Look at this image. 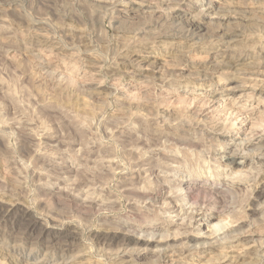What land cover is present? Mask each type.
<instances>
[{
    "label": "rangeland",
    "instance_id": "obj_1",
    "mask_svg": "<svg viewBox=\"0 0 264 264\" xmlns=\"http://www.w3.org/2000/svg\"><path fill=\"white\" fill-rule=\"evenodd\" d=\"M179 1L183 0H0V264H117L119 255L129 261L126 264H221L218 258L227 252L234 257L223 264H255V243L244 242L231 250L223 244L194 258L178 251L163 263L157 255L161 242L151 245V251L136 242L145 230L139 226L147 221L148 231L161 227L156 231L158 240L186 231L181 224L183 218L189 219L185 211L189 213L191 205L174 196L181 195L192 179L201 184L193 191L200 208L210 213L208 205H217L223 218L237 225L254 221L255 238L264 237V213L252 210L264 204V196L259 201L251 198L256 183L264 182V166L245 167L241 175L246 177H240L236 172L241 166L231 165L227 171L219 160L232 148L242 151L243 140L264 125V107L256 109L255 99L264 94L251 87L257 84L264 90V64L259 63L264 57L246 59L237 67L216 66L218 72L212 71L211 78L203 79L199 70L200 65L228 55L236 61L240 55L254 54L264 37V8L262 13L230 14L222 22L216 9L224 8L225 0H184L189 13L175 9ZM231 2L242 9L264 4V0ZM202 10L210 11L191 40L185 37L188 24ZM229 30L243 38L235 43L236 53H226L222 45ZM135 53L149 58L142 66H154L155 74L130 65ZM242 82L250 88L235 106L256 110L249 125L239 129L237 121L231 129L232 119L206 110L209 93L229 94V88ZM228 96L225 99L233 103V95ZM200 119L203 125L197 127L194 122ZM223 123L228 126L226 134L215 135ZM248 153L242 151L239 161L257 157L256 150L251 157ZM140 157L163 178L137 176ZM213 182L224 186L216 188ZM131 186L151 191L160 187L171 198L153 197L146 209L142 193L125 190ZM11 201L22 204L21 211L29 209L25 216L21 211L4 213ZM198 221L192 224L194 232ZM55 232L73 237L64 241ZM97 235L110 239L105 243ZM249 245L253 248L245 250Z\"/></svg>",
    "mask_w": 264,
    "mask_h": 264
},
{
    "label": "bare ground",
    "instance_id": "obj_2",
    "mask_svg": "<svg viewBox=\"0 0 264 264\" xmlns=\"http://www.w3.org/2000/svg\"><path fill=\"white\" fill-rule=\"evenodd\" d=\"M184 1V0H183ZM183 1H179L176 5H177V8H175L178 12L179 11H181V10H184V2ZM232 0H225V2H224V8H219V9H216V10H218L217 11V14H216V17L217 18H219V20L220 21H222V22H224V20L225 19H228L229 18V16H230V14H241V15H248V14H254V12H258V13H262L263 12V8L264 7H262L264 4H260V5H262V6H260L259 4L257 5V6H259V7H257V8H255V6H254V8L252 7V8H249V7H245V9L243 8H238V4H236V6L237 7H235V6H233V4H235L234 2H238V1H234V2H231ZM239 3V2H238ZM241 3V2H240ZM226 4V5H225ZM231 5V8H232V6L235 8H232L233 10H229V9H231L230 7H228V8H226V6H230ZM256 5V4H255ZM171 7H173V6H171ZM175 7V6H174ZM209 11L210 10H207V11H204V10H202V11H200V13L197 15V16H195V18L194 19H192L190 22H189V24H188V31H187V33L185 34L186 36L185 37H187V38H189V37H191L190 39L192 40V37H196V35H195V33L196 32H198L197 30H199V29H201V19L203 18V16H205L206 14H208L209 13ZM212 11H214V10H212ZM184 12H188L189 13V10H184ZM173 13H174V11H173ZM175 13H177L176 11H175ZM174 13V14H175ZM180 13V12H179ZM191 13V12H190ZM211 13V12H210ZM216 13V12H215ZM215 13H213V14H215ZM183 14H178V16L179 17H181ZM175 16H176V14H175ZM174 17V16H173ZM174 19V18H173ZM180 23H181V21H179ZM182 24V23H181ZM171 25V24H170ZM173 25V24H172ZM171 25V26H172ZM184 27V26H183ZM187 27V26H186ZM179 29V28H178ZM181 29V28H180ZM222 29V28H221ZM174 30V29H173ZM184 30V29H183ZM223 30V29H222ZM239 30V29H238ZM237 31V30H236ZM174 32V31H173ZM223 34V33H222ZM164 36V35H163ZM183 36V35H182ZM243 36V35H242ZM180 37H181V35H180ZM220 37V36H219ZM197 38V37H196ZM222 45H224V47H226V49H224L225 50V52L226 51H229L230 50V52L231 51H234L235 49H236V46H235V43H239L240 41H241V39H243V38H241L240 39V35H239V33L237 34L235 31L234 32H231L230 30L228 31V32H226L223 36H222ZM220 39V38H219ZM161 40V39H160ZM216 40V39H215ZM189 41V40H188ZM47 42V41H46ZM174 42V41H173ZM176 43V42H175ZM181 43H183V42H181ZM187 43V42H186ZM185 43V44H186ZM189 43V42H188ZM214 43V42H213ZM218 43V42H217ZM219 43L221 44V42L219 41ZM184 44V43H183ZM184 44V45H185ZM216 44V43H215ZM180 46V45H179ZM181 47V46H180ZM220 47V46H219ZM250 48V47H249ZM220 49V48H219ZM219 49H218V51H219ZM237 49H238V47H237ZM236 49V50H237ZM245 49V48H244ZM251 49V48H250ZM255 50L256 51H254L255 53L254 54H251L250 55V52H249V54L247 55V54H245V55H240V57L238 56V54H237V56L239 57L236 61L233 59V58H235V56L233 55V56H230V55H228L229 57H223V60L221 59L220 60V58H219V60H218V62H215V61H209V62H205L206 64H202V63H200V64H202V65H200L199 66V70L201 71V73H202V78L203 79H205V78H211L210 77V74H211V72L212 71H215L216 69V71L218 72V68H216V66H221V65H223V66H229V67H237V66H239V64L240 63H244L245 62V60L246 59H249V58H251V59H260L261 57H264V37L263 38H261V39H259V43H258V45L256 44V46H255ZM217 51V52H218ZM246 51H247V49H246ZM229 52V53H230ZM243 52V51H242ZM150 53V52H149ZM220 53V52H219ZM227 53V52H226ZM228 53V54H229ZM234 53H236L235 51H234ZM241 53V52H240ZM244 53V52H243ZM222 54V53H221ZM223 56H224V54H222ZM128 57V56H127ZM127 59V58H126ZM148 57H146L145 58V56L144 55H141L140 53L138 54H134L133 56L131 55V57H130V60H129V62H130V65L131 66H133L134 67V69L136 70V71H145V72H147V73H149V72H154V74H155V70H153L152 68L154 67V66H151V65H149L147 68H144L142 65L145 63V64H147L148 63ZM214 60V59H213ZM207 61V60H206ZM191 62V61H190ZM155 62H153V64H154ZM186 63V62H185ZM259 63L260 64H264V58H263V60H259ZM126 64V63H125ZM249 64H251V62L249 63ZM254 64H258V62L257 63H255L254 62ZM252 65H253V62H252ZM251 66V65H250ZM258 66V65H257ZM152 67V68H151ZM114 68V67H113ZM220 69V68H219ZM253 69H255L254 67H253ZM134 70V71H135ZM186 70V69H185ZM197 70V69H196ZM158 71V70H157ZM215 71V72H216ZM240 71V70H239ZM214 72V73H215ZM252 72V71H251ZM250 71H249V73H251ZM253 72H254V70H253ZM194 73H195V71H194ZM245 73V72H244ZM255 73H257V72H254L253 73V75L255 74ZM154 74H152V75H154ZM196 74V73H195ZM248 74V73H247ZM259 74V73H258ZM257 74V75H258ZM139 75V74H138ZM163 75V74H162ZM188 75V74H187ZM147 76V75H146ZM145 76V77H146ZM194 76V75H193ZM196 76H200V75H198V74H196ZM143 77V76H142ZM185 77H188V76H185ZM190 77H191V75H190ZM212 77H215V76H212ZM148 78V77H147ZM151 78V77H150ZM166 78V77H165ZM189 78V77H188ZM201 78V79H202ZM143 79V78H142ZM247 80V79H246ZM106 82V81H105ZM161 82H163V81H161ZM165 82V81H164ZM192 82V81H191ZM103 83V82H102ZM243 83V82H242ZM101 84V83H100ZM246 84V83H245ZM97 86V85H96ZM103 86V85H102ZM258 85L256 84L255 86H254V84H253V86L251 85V87H252V89H253V91L255 90V91H257V92H259V91H261L263 94H264V90L262 91L260 88H258L257 87ZM98 87H101V86H99L98 85ZM247 88H250V87H248L247 85H244V83H243V85H241V83L238 85L237 84V86H235V87H231V88H229L228 89V91L230 92L229 94H223V93H220V94H215V92L213 93H209V96L211 97L210 98V100L208 101L209 103H210V106L209 107H207V111L208 112H213V113H224V115H226L227 116V118L226 119H228V120H230V119H232V122H230L231 124V127H229V128H231V129H233L235 126H236V123H237V121H238V123H240V125H241V127L239 128V129H243V126H246V125H249V123H250V121H251V117H252V115H253V113H254V110H256L257 108H262V107H264V98H262V96H258L257 98H255L256 100H257V107H256V109H253V110H251L250 111V109H248V108H237L236 106H235V102H236V99L237 98H239V97H241L244 93H246V91H247ZM159 89V88H158ZM160 90V89H159ZM162 91V90H161ZM238 93H239V96H237L238 95ZM229 95V96H228ZM233 95V99L235 100L233 103H230V102H228V99H225L226 98V96H228V97H230V96H232ZM237 96V97H236ZM254 97H256L255 95H253ZM252 98V95L251 96H249V99H251ZM248 99V100H249ZM204 105H206V103L204 104ZM207 106H208V104H207ZM161 107V106H160ZM166 107V106H165ZM162 109H164L163 107H162ZM158 112H159V110H158ZM165 113V112H164ZM159 114V113H158ZM133 115H134V113H133ZM200 115V114H199ZM218 116V115H217ZM158 117V116H157ZM168 117H170V116H168ZM204 117V116H203ZM215 116H213V118H214ZM221 117V116H220ZM174 118V117H173ZM181 118V117H180ZM200 118V117H199ZM218 118V117H217ZM149 119V118H148ZM156 119V118H155ZM165 119V118H164ZM169 119V118H168ZM179 119V118H178ZM192 119V118H191ZM203 119V118H202ZM205 119V118H204ZM226 119H224L225 120V123H227L228 121L226 120ZM173 120H175V119H173ZM205 120H208V117H207V119H205ZM222 120V119H221ZM162 121V120H161ZM197 121V120H196ZM227 121V122H226ZM240 121V122H239ZM163 122V121H162ZM169 122H170V124H171V121L169 120ZM168 122V123H169ZM202 122H203V120H198V122H194V123H196V126L197 125H201L202 124ZM220 122V121H219ZM165 123V122H164ZM204 123H206V122H204ZM221 123H222V121H221ZM225 123H223V126H221L220 124H219V126L217 125V127L216 126H214V127H216V129H217V133H215V135H219V136H223L224 134H226L225 133V131H227L226 130V128L228 127H226L225 126ZM237 123V124H238ZM190 124H191V122H190ZM207 124L208 123H206V124H204V126L206 125L207 126ZM158 125V124H157ZM177 125V124H176ZM203 125V124H202ZM209 125V124H208ZM214 125V124H213ZM161 126V125H160ZM211 126V125H210ZM198 127V126H197ZM205 128V127H204ZM210 127H208V129H209ZM212 128V127H211ZM236 128V127H235ZM257 129V128H256ZM169 130V129H168ZM211 130V129H210ZM209 130V131H210ZM258 131H257V133H255V134H252V136H250L249 137V139L246 141V142H244V140H243V143H242V146L244 145V147L242 148L241 147V144H240V146H238V147H241V150L242 151H249V153H248V156H250V154L252 153V152H254V150H256L257 151V154H255V155H257V157H255V158H251V159H249L248 157V160H242V161H239L240 160V156L242 155L241 154V152L242 151H240L238 148H232L231 149V151L229 152V154L228 153H226L225 155H223L219 160H220V163H221V165H220V163H219V165L221 166V168L223 167V169L224 170H227V169H229V170H232V166L231 165H239V166H241V170H239V171H237L236 172V174L238 175V174H240V177L241 176H243V175H241V172H243V170L242 169H244L245 167H251V166H253L254 164H260V165H262V166H264V156H262V155H264V125H262L261 127H260V129H257ZM153 131H155V130H153ZM175 131H177V130H175ZM164 132V131H163ZM163 132L161 133V135L163 134ZM171 132V131H170ZM164 134H165V132H164ZM167 134V133H166ZM171 135H172V133H171ZM238 135V134H237ZM236 135V136H237ZM166 136V135H165ZM164 136V137H165ZM175 136H176V134H175ZM182 136V135H181ZM168 137V136H167ZM177 137V136H176ZM231 140H233L234 139V137H233V135H231ZM160 138V137H159ZM162 138V137H161ZM190 138V137H189ZM164 139V138H163ZM167 139V138H166ZM170 139V138H169ZM171 140V139H170ZM172 140H174V138L172 139ZM167 141H168V139H167ZM175 141V140H174ZM182 141V140H181ZM158 142V141H157ZM161 142V141H160ZM176 142V141H175ZM184 142V141H183ZM162 143V142H161ZM165 143H166V141H165ZM168 143V142H167ZM170 143H173V141H171ZM178 143V142H177ZM176 143V144H177ZM181 143V142H180ZM185 143V142H184ZM188 143H190V142H188ZM245 143V144H244ZM163 144H164V142H163ZM162 144V145H163ZM169 144V143H168ZM230 144V143H229ZM154 145V144H153ZM167 146V145H166ZM174 146V145H173ZM235 146V145H234ZM233 146V147H234ZM149 147V146H148ZM156 147H159V146H156ZM177 147V146H176ZM175 147V148H176ZM223 147V146H222ZM150 148V147H149ZM155 148V147H154ZM167 148V147H166ZM183 148V147H182ZM158 149V148H157ZM169 149H171V148H169ZM86 150V149H85ZM134 150V149H133ZM142 150V149H141ZM144 150V149H143ZM161 149H160V147H159V151H160ZM175 150V149H174ZM197 150V149H196ZM239 150V151H238ZM158 151V150H157ZM2 152V151H1ZM82 152V151H81ZM134 152H135V150H134ZM136 152H138V151H136ZM142 152V151H141ZM165 152V151H164ZM172 152V151H171ZM90 153V152H89ZM146 153V152H145ZM177 153V152H176ZM88 154V153H87ZM137 154H139V153H137ZM155 154V153H154ZM157 154V153H156ZM162 154L164 155V153H163V151H162ZM166 154H167V152H166ZM245 154V153H244ZM140 155V154H139ZM162 155V157H164ZM171 155V154H170ZM174 155H175V153H174ZM174 155H172V157L174 156ZM247 155V154H246ZM254 155V156H255ZM145 156V155H144ZM148 156V155H147ZM204 156V155H203ZM166 157H169L168 155L166 156ZM251 157V156H250ZM142 158H143V156H142ZM141 157H140V159H139V161H138V163H139V166L141 167H139L138 169H140V170H138L139 172H137V176H141V177H143V175H145V173L150 177V179H154V178H163L161 175H160V173H158V171H157V168H153V166L152 167H147V165H146V163H144L143 162V159H142ZM176 158V157H175ZM202 158V157H201ZM67 159V158H66ZM149 159V158H148ZM169 159V158H168ZM145 160V159H144ZM147 160V159H146ZM157 160V159H156ZM164 160V159H163ZM173 160V159H172ZM250 160H252V163H250ZM106 161H108V160H106ZM105 161V162H106ZM113 161H115L114 159H113ZM153 161V160H152ZM170 161H171V159H170ZM173 161H175V160H173ZM179 161V160H178ZM226 161H228L229 162V164H223L224 162H226ZM118 162V161H117ZM133 162V161H132ZM135 162V161H134ZM159 162V161H158ZM141 163H143V164H141ZM167 163V162H166ZM112 164V163H111ZM141 164V165H140ZM154 164V163H153ZM57 165H59V164H57ZM156 165H158V164H156ZM160 165V164H159ZM149 166H150V164H149ZM110 168H113V167H110ZM167 168H168V166H167ZM176 168V167H175ZM104 169V168H103ZM159 169V168H158ZM161 170V169H160ZM32 171V170H31ZM35 171V170H34ZM33 171V172H34ZM109 171H112V169L111 170H109ZM108 171V172H109ZM135 171H136V169H135ZM141 171H144V174L143 173H141ZM228 171V170H227ZM40 172V171H39ZM161 172V171H160ZM226 172V171H225ZM34 174V173H33ZM103 174V173H102ZM108 174V173H107ZM250 174H252V173H250ZM104 175H106L105 173H104ZM101 176V175H100ZM109 176V175H108ZM239 176V175H238ZM245 176V175H244ZM243 176V177H244ZM258 176V175H257ZM36 177V176H35ZM136 177V176H135ZM246 177V176H245ZM133 178V177H132ZM236 178V177H235ZM36 179V178H35ZM149 179V178H148ZM191 179V178H190ZM217 179V178H216ZM40 180V179H39ZM89 180V179H88ZM91 180V179H90ZM218 180V179H217ZM42 181V180H41ZM152 181V180H151ZM165 182H166V180H164ZM262 181V180H261ZM40 182V181H39ZM38 182V183H39ZM105 182V181H104ZM106 182H107V180H106ZM131 182V181H130ZM232 182V181H231ZM230 182V183H231ZM50 183V182H49ZM84 183V182H83ZM99 183V182H98ZM126 183V182H125ZM134 183V182H133ZM208 183V181H206V184ZM234 183V182H233ZM43 184V183H42ZM107 184V183H106ZM129 184V183H128ZM166 184V183H165ZM168 184V183H167ZM197 184H200L199 182H198V179L197 180H194V179H192V180H189V182L187 181V183L185 184V188H183L182 190V192L180 191V193H181V195H175L174 196V198L177 200V201H182V202H185L184 204L187 206V205H191L190 206V212L188 213L187 211H185V213L186 214H188L189 215V219H188V221L187 222H185L187 219H185V218H183V223L181 224L182 225V227L184 226V228H186V231L185 232H177L178 234L177 235H175L174 236V234H173V236H172V233L170 234V235H162V236H160L161 237V240H158V237H159V235L156 233V231H158V229H160L161 227H159V228H157L156 230H151V231H148V230H146V227H147V229L149 228V230H150V225H146L147 224V222L146 223H143V225H140L139 226V228L138 229H145V230H141V233H140V236H139V238L137 239L138 241H136L137 242V244H143V245H145V246H147V249L151 246V245H153L154 243H156V242H161L163 245H161L159 248H157V250H158V254L157 255H159L158 257V260L160 261V262H163V263H166L167 261H168V259H171V257L173 256V254L174 253H176V252H180V251H183L184 253H189V256H191V257H196V255H197V253H200V252H202L203 254H206L207 252L209 253H213V252H215V251H217L219 248H222V247H224V246H222L223 244H225V247H226V245H228V246H230V247H228V249H230L231 250V247H236V246H238L239 244H241V243H246V244H250V243H255L254 244V246H256V250H255V252H256V254H255V252L253 253V254H255V257H256V262H255V264H264V237L263 238H260L259 240H257L256 238H255V236H256V232L254 231V229H255V227H256V225L258 224V223H256V225H255V222L254 221H250L251 223H248V221H247V223L248 224H246L245 222V224L244 225H240V224H236V221H232V219L230 220L229 218H223L225 215H224V213L222 212V210H218L217 209V205H208L209 206V210L211 211H209L210 213H208V212H206L207 210H205L204 211V207L203 208H200L199 207V205L196 203V198H194V193H193V191H194V189H195V185H197ZM205 184V185H206ZM213 185H216V188H221V186L223 187L224 186V184H222V183H217V182H213L212 183ZM37 185V184H36ZM136 185V184H135ZM147 185V184H146ZM153 185V184H152ZM160 185V184H159ZM201 185V184H200ZM254 185V184H253ZM100 186H101V184H100ZM165 186V185H164ZM181 186V185H180ZM90 187V186H89ZM98 187V186H97ZM103 187H104V185H103ZM125 187V186H124ZM136 187V186H135ZM145 187V186H144ZM161 187H162V185H161ZM197 187V186H196ZM228 187V186H227ZM182 188V187H181ZM253 188V187H252ZM102 189V188H101ZM151 189V188H150ZM150 189H146V188H142V189H140V187H139V189L137 188V189H135V188H133L132 186L131 187H127L125 190H130V191H134V190H137L138 192H140V193H142L143 195L141 196L142 198H141V202H142V206H145V208L146 209H148L147 208V205L148 204H150V205H152V203H154V198L153 197H158V196H165V198L167 197V195H163L162 193H161V188L160 187H158V190H156V191H151ZM173 189V188H172ZM180 189V188H179ZM198 189V188H197ZM224 189V188H223ZM225 189L226 190H228V188H226L225 187ZM252 190V189H251ZM175 191V190H174ZM228 191H230V190H228ZM172 192V191H171ZM177 192V191H176ZM175 192V193H176ZM223 192V191H222ZM252 192V191H251ZM80 193V192H79ZM83 193V192H82ZM129 193V192H128ZM174 193V194H175ZM254 193V195H253V197H251L252 198V200H256V201H259V199L260 198H262L261 196H264V182H260V183H256V185H255V187H254V189H253V192H252V194ZM177 194V193H176ZM226 194H227V192H226ZM104 195V194H103ZM133 195V194H132ZM170 195V194H169ZM10 196H12V195H10ZM78 196V195H77ZM82 196V195H81ZM172 196V195H171ZM224 196V195H223ZM250 196H251V194H250ZM91 197V196H90ZM167 198H171V197H167ZM88 199V198H87ZM93 199V198H92ZM131 199V198H130ZM88 201V200H87ZM138 201V200H137ZM217 201H219V200H217ZM84 202H85V200H84ZM89 202L91 203V202H95V199L94 200H90L89 199ZM138 202H140V201H138ZM140 202V203H141ZM97 203V202H96ZM132 203V202H131ZM130 203V204H131ZM170 203H172V202H170ZM169 203V204H170ZM264 203V202H263ZM8 205H9V208L6 210L5 209V214L6 215H9L10 213H14V212H19V214H20V211H21V209H23V208H21L20 206L22 205V204H19L18 202H8L7 203ZM88 204V203H87ZM158 204V203H157ZM211 204V203H210ZM175 205V204H174ZM185 205L183 206V205H181V212H183L184 210H185ZM139 206V205H138ZM6 207V206H5ZM152 207V206H151ZM164 208H166V207H164ZM200 208V209H199ZM251 208V207H250ZM1 209H3V208H1ZM150 209V208H149ZM154 209V208H153ZM199 209V210H198ZM252 209V208H251ZM29 210V209H28ZM27 210V211H28ZM252 210H254V211H259V212H262V213H264V204H261L260 206L258 205V207L257 208H253ZM1 211V210H0ZM26 210L25 211H21V212H23V215L25 216V212H27ZM141 211V210H140ZM180 212V213H181ZM179 213V214H180ZM1 214V213H0ZM22 214V213H21ZM137 214V213H136ZM29 215V214H28ZM5 216V215H4ZM188 217V216H187ZM197 217L199 218L200 217V219H199V221L198 220H196L197 219ZM145 218V217H144ZM2 219V218H1ZM23 219H24V217H23ZM29 219V218H28ZM181 220V219H180ZM264 220V219H263ZM182 221V220H181ZM196 221H198V222H200L199 223V225L197 226V229H196V231L194 232L193 230H194V226H192V224L193 223H195ZM243 221V220H242ZM262 221V220H261ZM21 222H22V220H21ZM35 222V221H34ZM241 221H239V223H240ZM175 223V222H174ZM262 223H264V221L262 222ZM29 224V223H28ZM152 224V223H151ZM30 225L31 226H36V225H34L33 224V222L32 223H30ZM129 225V224H128ZM29 225H27V227H28ZM43 226V225H42ZM131 226V225H130ZM153 226V225H152ZM171 226V225H170ZM204 227L203 229H201L200 227ZM47 226H45L44 227V229L46 228ZM181 227V226H180ZM181 227V228H182ZM35 228V227H34ZM153 228H155V226L153 227ZM183 228V229H184ZM9 229V228H8ZM43 229V228H42ZM47 229V228H46ZM45 229V230H46ZM24 230V229H23ZM22 230V231H23ZM72 230V229H71ZM121 230V229H120ZM180 230H182V229H180ZM36 231V230H35ZM40 231H41V229H40ZM118 231H119V229H118ZM132 231H134V230H132ZM167 231V230H166ZM69 232V231H68ZM113 232V231H112ZM120 232V231H119ZM168 232V231H167ZM31 233V232H30ZM56 233V232H55ZM109 233H110V231H109ZM132 233V232H131ZM138 233V232H137ZM57 234V236L59 237L60 235V237L59 238H64L63 240L65 241H69L70 240V238H72L73 236H72V233L71 234H66L65 236L63 235V234H60V233H56ZM73 234H74V232H73ZM5 235V234H4ZM18 235V234H17ZM52 235V234H51ZM127 235V234H126ZM134 235V234H133ZM98 236V235H97ZM125 236V235H124ZM129 236H132V235H129ZM101 240H105V243H106V241H109V235H107V236H98ZM47 238V237H46ZM58 238V239H59ZM202 239H207L206 241H204V242H200V240H202ZM50 240V239H49ZM62 240V241H63ZM125 241V240H124ZM60 242H61V240H60ZM60 242H59V244H60ZM51 243V242H50ZM62 243V242H61ZM125 243H127V240L125 241ZM56 244V243H55ZM54 244V245H55ZM129 244V243H128ZM18 245V244H17ZM54 245H53V247H54ZM66 245V244H65ZM70 245V244H69ZM135 245V244H134ZM14 246V245H13ZM250 246V245H249ZM249 246H246L245 247V250H250V249H252L253 247H252V245L249 247ZM157 247V246H156ZM17 248V247H16ZM136 248V247H135ZM23 249V248H22ZM144 249V248H143ZM142 249V250H143ZM244 249V248H243ZM4 250V249H3ZM135 250V249H134ZM149 250V249H148ZM227 250V249H226ZM149 251H151V250H149ZM64 252V251H63ZM131 252V251H130ZM133 252H135V251H133ZM156 252V251H155ZM253 252V251H252ZM120 253V252H119ZM230 253V252H229ZM126 254V253H125ZM129 254V253H128ZM219 254V253H218ZM124 255V254H123ZM156 255V254H155ZM217 255V254H216ZM221 255V254H220ZM198 256V255H197ZM238 256V255H237ZM239 256H242V255H239ZM238 256V257H239ZM62 257V256H61ZM67 257V256H66ZM118 257V256H117ZM232 257H234V256H232ZM232 257L228 254V252L226 253V254H223V255H221V257L220 258H218V261L221 263V264H223L224 262H227V261H230L231 259H232ZM173 258V257H172ZM53 259H55V258H53ZM57 259V258H56ZM117 259H119V262H117V264H126V263H128L129 261H127V260H124V259H122V258H120V255H119V258H116V260ZM217 261V262H218ZM134 262V261H133ZM157 263V262H156ZM132 264V263H131ZM251 264V263H250Z\"/></svg>",
    "mask_w": 264,
    "mask_h": 264
}]
</instances>
